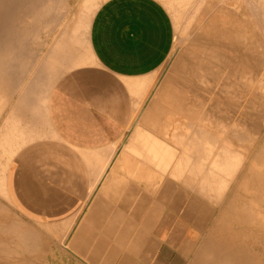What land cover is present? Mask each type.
<instances>
[{"label":"crops","instance_id":"0c3cea01","mask_svg":"<svg viewBox=\"0 0 264 264\" xmlns=\"http://www.w3.org/2000/svg\"><path fill=\"white\" fill-rule=\"evenodd\" d=\"M79 21L53 41L65 31L72 50L56 52L65 65L44 102L26 92L3 118V139L23 133L0 193L36 229L34 240L0 230V264H231L206 189L219 142L156 76L172 17L157 0H102L73 34Z\"/></svg>","mask_w":264,"mask_h":264},{"label":"bare ground","instance_id":"6f19581e","mask_svg":"<svg viewBox=\"0 0 264 264\" xmlns=\"http://www.w3.org/2000/svg\"><path fill=\"white\" fill-rule=\"evenodd\" d=\"M160 1L169 9L176 25H180L181 31L184 32L189 29L199 13L207 14L208 8L216 5V12L207 18L208 21L205 20L207 23L202 24V32L196 43L204 57L200 58L195 66H191L192 68L185 66L175 72L187 80L184 83L187 88L186 97L183 96L185 100L182 101L183 97L175 96H172V99L176 103H183L189 109L198 106L196 101H190L189 95L202 99L198 100L201 104L200 109L211 122V128L206 125L204 129L206 132H214L221 151L214 159L211 158L207 168L205 167L206 176L215 175L213 185H208L206 189L215 194L216 203L222 202V194L226 190L225 183L228 184L222 175L228 174V179L232 180L237 175L241 177L235 187L240 194L237 196L239 198L236 197L237 201L234 203L231 200L227 201L226 208L229 206V213L222 212L219 215L220 221L215 222L214 227L221 231L227 225H232V221L225 222V217L230 215L228 218L231 217L237 225L241 223L248 228L247 230L260 229L264 233V208L259 207L256 201L259 194L260 203H264V0ZM54 2L60 3L62 0H0V90L2 89L5 95L0 96V105L4 104L9 93L8 84L14 81L13 86L19 87L29 64H32V67L38 65V72L31 80L33 83L37 82L39 86L35 95L42 104L48 89L64 67L65 64L57 57L56 52L61 50L65 55H69L72 50V44L66 39L65 31L61 33L62 40L56 41L49 48L41 66L37 61L38 57L31 53V47L25 41L26 38L35 37L37 34L36 28L28 29L25 26L27 5L33 10L32 22L39 23L40 17L44 19L45 16L49 21L54 19L53 12L56 11L49 8ZM226 2H231L234 6L229 8ZM98 4L99 0H84L80 21L73 34H84L89 17ZM166 74L168 76V73ZM141 92L142 90L139 94ZM13 130L18 138L11 143L7 142L8 139H3L6 129L0 132V172L21 140L23 130L15 128ZM208 144L209 138H206L205 146ZM234 247L229 254L231 264H262L261 259L249 250L236 245Z\"/></svg>","mask_w":264,"mask_h":264},{"label":"rangeland","instance_id":"374dc122","mask_svg":"<svg viewBox=\"0 0 264 264\" xmlns=\"http://www.w3.org/2000/svg\"><path fill=\"white\" fill-rule=\"evenodd\" d=\"M100 1H102V0H99V3H100ZM157 1H159L165 7V9L168 11L170 16L172 17L173 25H174V40H173L172 50H171L170 54L168 55V57L166 58L165 62L159 67L157 75H156L157 80H158V82H160V85H161L160 90L163 92V94L165 96L169 95L171 97L172 96H175V97L185 96L186 97L185 91L187 90V88L184 85V83L187 80H186V78H181L175 72L180 68H185V66L187 68L188 67L190 68L191 66L192 67L195 66V64L199 61V59L204 57V54H202L201 48L199 46H197L196 43H198V40H199L198 37L200 36V34L202 32V28H203V27H201L202 24H204L206 21H208L207 18H209L210 15H212L213 13L216 12V8H215L216 5H213V7L210 6L209 7L210 9L208 8L207 14L203 15V14L199 13L200 15L198 17L194 18L189 29L186 32H184V31H181L180 25L179 26L176 25V22L174 21L173 15L169 11V9L160 0H157ZM83 3H84V0H62V2H60V3L54 2L51 5V7H49L52 11H56L55 13L53 12V14H55L54 19L49 21V20H47V18H45V16H44V19L40 17L39 23L38 22H32L31 18H32V11L33 10L30 9L31 8L30 5H27V7L25 9L26 16H27V17H25V26H27L28 29L36 28L37 34L35 37L26 38L25 41L27 43H29V46L31 47V53L35 57H38V59L37 58L36 59H37L38 63L40 64V66H41L42 60L46 57L49 48L52 46L54 39L58 36L61 29H69L70 24L73 22V18L80 16L81 10L83 8ZM232 4L233 3H231V2H226V5H228L229 8L234 6V4L233 5ZM56 22H57V24H56ZM193 23H194V27H192ZM195 23H196V26H195ZM48 25H50L52 27L50 28ZM197 26H199V27H197ZM195 27H197V28H195ZM189 30H190V33H189ZM193 30H195V31L192 32ZM197 30H198V32H197ZM191 33H193V34H191ZM186 36H188L189 38L187 37V39H186ZM192 46L194 49L192 48ZM194 50H196V51H194ZM178 57H181V58L178 59ZM183 57H185V58H183ZM182 60L185 62H183ZM174 63H177V64L174 65ZM187 63L189 65H187ZM37 66L38 65L36 64V65H33V67H32V64L31 65L29 64V66H28L29 68H27L28 70L25 73L24 77L22 78V82H20L19 87L15 88V86H13V84L15 83L14 81H12L10 84H8V92L9 93L7 94V97L5 98L4 104L0 105V111H1L0 112V132L3 130V128H2L3 127V125H2L3 118H4L5 114L10 110V108L13 106V103H15L18 98L19 99L22 98V95H24L26 92H32L33 96L36 94V90H38L39 86H38L37 82L33 83L31 78H33L36 75V72H38ZM173 66H175V67H173ZM174 69H175V71H174ZM166 73H168V76ZM174 81H176V82H174ZM0 91H1L0 96L5 97V95L2 93L3 90L1 89ZM189 99H190V101L192 100L191 102L196 101L195 103H198V106L197 107L195 106V107L200 108L201 104L199 101L202 100L201 98H197L195 96L189 95ZM260 143H262V142L260 141ZM223 176H224V179L228 182V184L225 183L226 190L222 194V200H221L222 202L220 204L217 203L220 205V207H219L220 211H219L218 215L216 216L213 225L218 223V221H220L219 215L222 212L227 211L226 213H229L228 212L229 206L226 208L227 201L231 200L234 203L237 201V198H239L237 196H240V194L237 193L238 190L236 191V188H235V187H237V182L241 179L240 175H237V177H235L233 180L228 179V176H229L228 174L222 175V177ZM231 184H233V185H231ZM240 193L243 194L242 192H240ZM213 195H214V199H215L216 198L215 194L213 193ZM259 200H260V197H259V194H257V200L256 201L258 203V206L264 208V203H262V202L260 203ZM229 216L225 217V222L232 221L233 223H232V225H229V226L225 225L226 228L221 229V231L219 233L220 241L227 246H231L230 247L231 249H228V251L233 250L232 247H234L235 245L240 246L241 248H244L246 250H249L250 253L255 254V256L257 258H260L262 264H264V261H263L264 260V240H263L264 233L260 229H254L253 231L247 230L248 228L246 226L242 225L241 223H240L241 226L239 224L237 225V223L235 221H233L231 219V217L228 218ZM27 224L28 223L23 222L21 220V218L15 213L14 209L12 208L10 203L7 201L5 194L3 192H1L0 193V230H4V229L10 227L8 229H9V231H10V229L12 230L11 232H12V235L14 236V238L22 237L21 235H24L27 240H34L36 227L33 225H27ZM21 228L25 232L21 233Z\"/></svg>","mask_w":264,"mask_h":264}]
</instances>
